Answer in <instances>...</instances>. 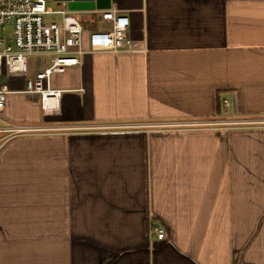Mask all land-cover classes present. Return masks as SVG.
<instances>
[{
  "label": "crops",
  "instance_id": "obj_1",
  "mask_svg": "<svg viewBox=\"0 0 264 264\" xmlns=\"http://www.w3.org/2000/svg\"><path fill=\"white\" fill-rule=\"evenodd\" d=\"M111 7L139 48L53 75L55 114L23 92L46 60L0 72L35 129L0 144V264H264V0Z\"/></svg>",
  "mask_w": 264,
  "mask_h": 264
},
{
  "label": "built area",
  "instance_id": "obj_2",
  "mask_svg": "<svg viewBox=\"0 0 264 264\" xmlns=\"http://www.w3.org/2000/svg\"><path fill=\"white\" fill-rule=\"evenodd\" d=\"M106 26L86 32L76 13L67 9L64 2H57L56 9L45 0H0V72L8 75L28 74L30 59L41 57L46 65L26 79L24 93L37 97L45 116L58 111L62 92L50 87V78L63 74L68 68L80 66L86 53L131 52L139 48L128 32L130 21L117 8L91 11ZM52 16L58 22L49 21ZM6 91L0 90V113L6 103ZM224 106H229L227 100ZM35 129L14 127L0 121V144L9 136L33 132ZM158 239L166 237L163 230L152 229Z\"/></svg>",
  "mask_w": 264,
  "mask_h": 264
},
{
  "label": "water",
  "instance_id": "obj_3",
  "mask_svg": "<svg viewBox=\"0 0 264 264\" xmlns=\"http://www.w3.org/2000/svg\"><path fill=\"white\" fill-rule=\"evenodd\" d=\"M64 2L68 10L73 12L106 10L111 6L112 0H52Z\"/></svg>",
  "mask_w": 264,
  "mask_h": 264
},
{
  "label": "rangeland",
  "instance_id": "obj_4",
  "mask_svg": "<svg viewBox=\"0 0 264 264\" xmlns=\"http://www.w3.org/2000/svg\"><path fill=\"white\" fill-rule=\"evenodd\" d=\"M47 2V6L51 9H56V6H57V2H54L52 0H45ZM76 17L78 18V20L82 21V19H85L87 18V15L86 14H89L88 12H78L76 13ZM93 16V15H92ZM94 23L91 25L92 29H103L105 28V26H103V23L101 22L100 19H97L96 16L94 15ZM50 20L49 21H54V22H58L60 20L59 17L57 16H52L51 18H49ZM34 62V64L40 66L42 64V58L41 57H33L32 59H30ZM225 116L228 117V115L225 114ZM221 122L218 121V123H223V121H226L227 123L228 122H240L242 120H239V119H223V120H220ZM247 121H250V120H247Z\"/></svg>",
  "mask_w": 264,
  "mask_h": 264
}]
</instances>
